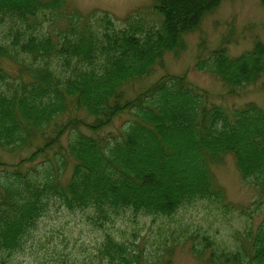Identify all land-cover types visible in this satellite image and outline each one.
Returning <instances> with one entry per match:
<instances>
[{
	"label": "trees",
	"instance_id": "1",
	"mask_svg": "<svg viewBox=\"0 0 264 264\" xmlns=\"http://www.w3.org/2000/svg\"><path fill=\"white\" fill-rule=\"evenodd\" d=\"M153 1L156 27L128 15L126 26L117 28L107 11L83 14L64 0H0V148H34L16 162L0 158V264L50 201L91 209L98 219L126 210L170 215L200 198L229 207L211 171L226 154L264 201V106L227 112L176 75L128 96L126 86L151 74L165 51L180 47L181 34L216 0ZM48 15L54 28L42 26ZM259 45L235 57L219 47L214 71L232 87L253 82L264 71ZM123 112L132 118L119 137L98 135ZM70 132L63 144L61 136ZM99 254L132 264L127 246L109 233ZM208 257L211 263L264 264V215L235 250L212 249Z\"/></svg>",
	"mask_w": 264,
	"mask_h": 264
},
{
	"label": "rangeland",
	"instance_id": "2",
	"mask_svg": "<svg viewBox=\"0 0 264 264\" xmlns=\"http://www.w3.org/2000/svg\"><path fill=\"white\" fill-rule=\"evenodd\" d=\"M64 1L69 8L74 7L83 14L91 10L107 11L114 17L117 28L126 26L122 19L128 15L145 28L159 23L153 0ZM213 3L214 7L198 16L194 27L181 34L180 47L165 51L155 61L151 74L126 86L129 97L160 78L176 75L204 93L209 104L219 105L227 112L248 104L264 106V71H260L253 82H239L232 87L214 71L213 53L223 47L229 56L248 55L257 43L260 44L259 55L264 58V4L261 0H216ZM51 19L48 15L43 28L53 27ZM64 20L60 25L65 24ZM4 28L0 25V39ZM2 64L15 71L12 63L2 61ZM131 118L129 112H123L97 133L110 136L113 141L128 127ZM85 132L92 133L86 129ZM72 137V132L64 133L61 142L66 144ZM39 141L38 138L35 142ZM33 149L32 146L17 153L0 148V158L7 163L16 162L20 155H28ZM211 171L214 182L223 188L231 206L200 198L182 203L170 215H133L126 210L113 219H98L91 209L69 210L57 201H50L35 227L24 236L21 245L6 256L4 264H124L118 259L109 262L99 254L106 233L124 242L132 264H164L167 259L173 264H223L209 262L208 253L212 249L235 250L242 235L249 229L255 230L263 218L264 201L253 182L241 179L231 154L211 163ZM69 172L70 168L65 176ZM200 249L204 253L201 256L197 253Z\"/></svg>",
	"mask_w": 264,
	"mask_h": 264
}]
</instances>
